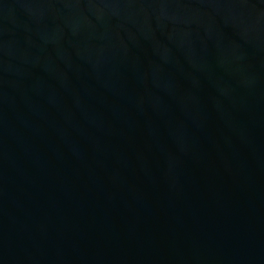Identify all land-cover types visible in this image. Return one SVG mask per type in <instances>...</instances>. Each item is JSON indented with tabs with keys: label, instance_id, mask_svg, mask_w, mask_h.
Masks as SVG:
<instances>
[{
	"label": "water",
	"instance_id": "water-1",
	"mask_svg": "<svg viewBox=\"0 0 264 264\" xmlns=\"http://www.w3.org/2000/svg\"><path fill=\"white\" fill-rule=\"evenodd\" d=\"M0 264H264V0H0Z\"/></svg>",
	"mask_w": 264,
	"mask_h": 264
}]
</instances>
